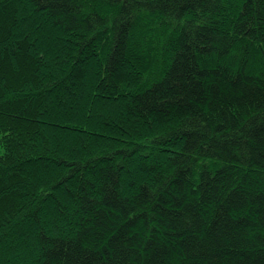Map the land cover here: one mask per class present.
I'll list each match as a JSON object with an SVG mask.
<instances>
[{"label": "trees", "instance_id": "16d2710c", "mask_svg": "<svg viewBox=\"0 0 264 264\" xmlns=\"http://www.w3.org/2000/svg\"><path fill=\"white\" fill-rule=\"evenodd\" d=\"M0 264H264V0H0Z\"/></svg>", "mask_w": 264, "mask_h": 264}]
</instances>
